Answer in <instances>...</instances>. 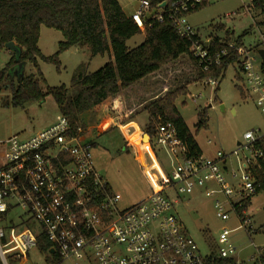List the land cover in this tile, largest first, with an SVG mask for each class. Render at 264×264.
<instances>
[{
  "label": "built area",
  "instance_id": "built-area-1",
  "mask_svg": "<svg viewBox=\"0 0 264 264\" xmlns=\"http://www.w3.org/2000/svg\"><path fill=\"white\" fill-rule=\"evenodd\" d=\"M137 1V8L129 16L141 31L154 22H171L181 37L192 40L190 51L204 71L219 65L228 55L227 49L211 54L210 40L204 41L190 23L189 16L205 0H163L157 4ZM229 48L241 54L240 86L264 114V61L258 50L253 53L235 42L229 43ZM206 82L219 85L213 78ZM84 132L82 126L73 130L68 118L60 114L51 126L29 138L0 140L3 264H10L11 257L26 259L40 234L46 236L62 260L74 259L76 264L92 257L96 264H205L214 256L235 258L237 248L230 241L232 230L227 227L220 230L218 247L210 246V252L202 254L197 241L173 212L178 201L170 194L173 190L181 195L202 191L214 201L218 219L225 222L235 214L238 227L250 233L252 218L247 215L245 201L259 187L253 167L264 156L257 144L262 135L248 131L232 152L220 150L213 156L188 158L174 124L159 118L147 148L154 160L156 150L165 155L169 171L162 173L161 185L147 198L120 211L117 203L121 196L97 172L94 146L81 140ZM13 210L22 211L23 225L9 218ZM31 221L40 231L30 226ZM260 251L257 258L264 252Z\"/></svg>",
  "mask_w": 264,
  "mask_h": 264
},
{
  "label": "rangeland",
  "instance_id": "rangeland-1",
  "mask_svg": "<svg viewBox=\"0 0 264 264\" xmlns=\"http://www.w3.org/2000/svg\"><path fill=\"white\" fill-rule=\"evenodd\" d=\"M119 1L128 16L138 5L137 0ZM249 3L250 0H207L201 9L189 16V20L204 41L212 36L224 38L229 33L231 43L245 34L243 44L238 47H245L256 53L257 50L264 49L262 41L264 26L258 25L259 22L264 21V15L261 11L251 10V6L247 8ZM145 34L142 31L141 34L133 36L127 41V46L136 47L143 42ZM64 39L59 30L42 25L38 47L44 55L50 56L58 51L59 43ZM8 52L12 53L10 50L0 49V70L10 59ZM112 57V52L92 56L88 48L73 46L59 55L60 71L53 63L39 60V65L47 85H65L70 88L72 75L80 66L85 72H94ZM189 69L193 73L189 61L185 60L166 68L162 75L164 80H169L170 84L175 85L178 77L179 81L189 78L182 77L185 74L176 73V70L188 72ZM36 72L33 64L27 62L23 73L29 75ZM240 85L239 64H230L218 86L206 81L193 82L188 85L189 93L176 101V107L206 156H213L220 150L232 152L237 148L238 142H243V136L248 131L254 130L264 136V114ZM237 86L242 89L244 97L241 96ZM70 91L73 93L71 88ZM10 94L9 89L0 94V140L12 136L29 138L51 126L61 114L52 95H48L42 102L15 107L12 104H4ZM142 98L140 96L137 99L140 104H143ZM124 109L119 108L121 114L125 113ZM204 109L208 112L207 127L199 129L198 114ZM83 121L92 133L97 135L96 145L92 151L95 167L97 172L110 183L112 191L120 194L121 198L117 203L120 211L141 202L155 187L161 185L162 173L169 171L168 160L158 150H156L159 152L156 160L149 153L147 148L149 140L144 138L147 134L144 128L149 122V114L142 106L134 108L132 115L126 119L127 122L119 127L112 128L113 124L109 123L111 121L103 120L99 123L95 119V112L85 115ZM170 198L177 199L173 212L197 241L202 254L209 253L210 246L215 249L218 247V238L223 227L232 230L230 241L237 248L235 259L239 262L253 264L259 250L264 251V190L253 197L246 210L247 215L252 218L250 233L238 227L239 221L235 214L225 222L218 219L214 213V201L207 198L202 191L181 195L173 190ZM21 214V210H13L9 218L17 225H22ZM30 226L35 231H40V227L33 221ZM77 263L96 264L93 257ZM17 264H76V261L60 260L57 257L48 262L46 256L34 247L30 250L26 262Z\"/></svg>",
  "mask_w": 264,
  "mask_h": 264
},
{
  "label": "trees",
  "instance_id": "trees-1",
  "mask_svg": "<svg viewBox=\"0 0 264 264\" xmlns=\"http://www.w3.org/2000/svg\"><path fill=\"white\" fill-rule=\"evenodd\" d=\"M151 1L157 4L163 0ZM251 10L261 11L264 15V0H253ZM42 25L59 30L65 38L59 43L58 51L50 56L44 55L38 47ZM258 25L264 26V21L259 22ZM141 33V29L130 16L125 14L118 0H0V49L9 50L7 44L10 42H14L20 49L19 54L11 51L9 61L0 70V94L6 89L11 91L10 97L4 104L24 107L29 103L42 102L48 95H52L61 114L70 121L71 128L73 130L79 126L84 128L85 132L81 135L82 142L95 145L97 135L93 134L83 121L85 115L95 112V119L99 123L109 116L117 115L116 123L112 128L119 127L125 123L126 118L123 114H118L119 108L114 100L123 90L136 85L160 89L164 92L151 97L144 96V92L142 94L134 92L135 102L149 114V122L144 128L145 133L153 138L159 118L169 120L176 127L179 138L186 147L187 157L202 155L195 136L176 107V101L189 93L188 85L193 82L213 78L220 83L229 65L239 64L241 54L236 49L229 48V33L224 38L212 36L208 45L211 54L219 53L223 49L229 52L227 56L222 57L219 65H214L206 72L190 51L192 40L181 37L171 22H154L151 26L147 25L143 42L134 48H129L127 41ZM244 35L235 40L236 46L243 44ZM73 46L88 48L92 56L112 52L113 57L94 72H85L81 66L75 70L70 85L72 93L65 85H47L39 60L55 64L60 71L59 55ZM185 60L189 61L193 73L191 69L188 72L176 70V73L185 74L182 77H189L188 80L179 81L178 77L175 85L170 84L169 80H164L162 72L166 68ZM23 62L33 64L37 72L25 75L23 68L21 73L14 74L19 64ZM237 87L244 97L240 86ZM140 96L144 99L143 104L137 101ZM207 116L206 109L198 114L199 129L207 127ZM257 144L264 151L263 135ZM155 153L158 157L159 152L155 151ZM253 173L259 185L256 192L258 194L264 190V156L259 159L258 165L253 167ZM107 189L109 190L110 187L108 186ZM253 197L246 199L245 207L251 204ZM20 224L23 225L24 221L22 220ZM36 247L45 254L48 262L57 257L61 260L53 252L44 234L37 236ZM17 262L15 257L9 258L10 264ZM0 264H3L1 258ZM205 264H238V262L235 258L214 256ZM253 264H264V252Z\"/></svg>",
  "mask_w": 264,
  "mask_h": 264
},
{
  "label": "crops",
  "instance_id": "crops-1",
  "mask_svg": "<svg viewBox=\"0 0 264 264\" xmlns=\"http://www.w3.org/2000/svg\"><path fill=\"white\" fill-rule=\"evenodd\" d=\"M119 1V0H118ZM206 2H207V0H205V3L204 4H206ZM119 3H120V1H119ZM203 4V5H204ZM120 5H121V3H120ZM121 7H122V5H121ZM122 9H123V7H122ZM124 11V10H123ZM197 12V11H196ZM195 13V12H194ZM193 14V13H192ZM191 14V15H192ZM191 15H190V17H191ZM208 40H210V39H208ZM207 40V41H208ZM206 41V42H207ZM9 54H10V52H8ZM10 57H11V54H10ZM25 65H26V63H25ZM24 65V66H25ZM134 90H137V91H134ZM134 92H140L141 94H142V92H144V96H148V97H151V96H156V95H158V94H161L162 92H164V91H160V89H157V90H155V89H152V88H150V87H142V86H132V87H130V88H128V89H126V90H123L121 93H120V95H119V97H117L115 100H114V102H115V104H116V106H117V108H125L124 109V117L127 119L130 115H132L131 114V112L134 110V108H138V106H140L138 103H136L135 102V99H134V96H135V93ZM11 95V94H10ZM127 108V109H126ZM130 108V109H129ZM121 110H119L118 111V114H121V112H120ZM122 115V114H121ZM116 117H117V115H113V116H109V117H107L106 119H105V121H111V122H109L110 123V125L111 124H115L116 122H115V120H116ZM127 122V121H126ZM125 124V123H124ZM123 125V124H122ZM121 126V125H120ZM96 145V144H95ZM94 144H93V146H95ZM200 147V146H199ZM202 150V149H201ZM202 153H203V151H202ZM204 154V153H203ZM107 181V180H106ZM108 182V181H107ZM109 183V182H108ZM109 185H110V183H109ZM110 187H111V185H110ZM253 199V198H252ZM248 207V206H247ZM54 252V251H53ZM43 254V253H42ZM43 255H45V254H43ZM26 260H27V258L26 259H22V260H20V261H18L17 263H21V262H26Z\"/></svg>",
  "mask_w": 264,
  "mask_h": 264
},
{
  "label": "water",
  "instance_id": "water-1",
  "mask_svg": "<svg viewBox=\"0 0 264 264\" xmlns=\"http://www.w3.org/2000/svg\"><path fill=\"white\" fill-rule=\"evenodd\" d=\"M7 47L9 48L10 51H14L16 52L17 54H19L20 52V49L18 46L15 45L14 42H10L7 44ZM258 54L260 55V57L262 58V60L264 61V49H259L258 50ZM24 65H25V62L19 64L18 68L14 71V74H19L22 72L23 68H24ZM144 138L148 139L150 141V136L148 134H145L144 135ZM239 144V143H237ZM54 251V250H53Z\"/></svg>",
  "mask_w": 264,
  "mask_h": 264
}]
</instances>
